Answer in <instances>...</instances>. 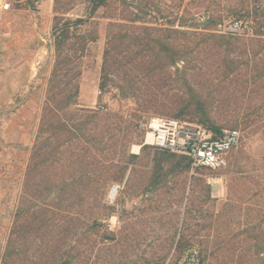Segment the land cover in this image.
Listing matches in <instances>:
<instances>
[{
    "label": "trees",
    "instance_id": "obj_1",
    "mask_svg": "<svg viewBox=\"0 0 264 264\" xmlns=\"http://www.w3.org/2000/svg\"><path fill=\"white\" fill-rule=\"evenodd\" d=\"M237 1L228 6L233 15L241 4ZM108 2L91 0L89 15ZM205 3L189 2L194 7ZM121 4L126 14L107 17L111 21L105 29L97 108L80 106L78 99L82 62L98 36L71 32L72 25L54 33L56 61L1 264H138L131 255L141 250L138 222L110 229L109 221L120 214L117 205L108 204L112 188L125 184L128 193L135 189L137 196L148 195L165 187L169 175L184 177L192 169L188 156L154 146L130 153L131 145L141 140L133 138L141 120L158 114L220 133L224 126L217 125L209 110H239L226 113L239 114L225 117L222 124L242 125L251 137L264 139V36L218 35L212 28L221 24L219 15L187 30L177 29L173 21L146 22L153 12L164 16L163 8L170 6L162 0ZM207 8L224 10L215 0ZM55 11L67 14L71 8L56 0ZM185 61L188 69L198 70L180 78L183 88L187 85V99L168 102L175 88L170 70ZM111 87L121 100L135 99L136 108L125 114L105 105L104 94ZM248 163L252 171L239 178L235 195L220 210L215 209L211 187L198 179L203 193L187 204V223L175 229L168 253L174 248L182 256L195 246L189 239L194 237L201 264H264V153L248 158Z\"/></svg>",
    "mask_w": 264,
    "mask_h": 264
},
{
    "label": "rangeland",
    "instance_id": "obj_2",
    "mask_svg": "<svg viewBox=\"0 0 264 264\" xmlns=\"http://www.w3.org/2000/svg\"><path fill=\"white\" fill-rule=\"evenodd\" d=\"M6 1L9 0H0V3L4 4ZM108 1L109 2L105 4L104 7H101L93 16H90L89 14L92 10L91 0H61V5H64L65 8H71V11L65 15L62 13L59 14V16H51L45 19L46 50L49 49L51 45L55 49L56 36H54V33L56 32V35H59L61 29L69 25H74L70 28L71 32H76L80 35L94 33L95 36H98L99 39L96 42H92L88 45L87 50L89 51H86V56L82 62V75L80 78L81 88L84 74L86 75L85 81L88 82L89 88L96 77L97 57L100 56V53L104 55L107 41L105 29L111 21L107 17L127 13L122 12L123 6L121 0ZM162 1L170 7L163 8L165 13L162 14L164 16L161 18L166 19V23H168V21L175 22L176 28L180 30H187V27L198 24L195 20L197 15L205 13L213 16L219 15V17H221L219 23H227L233 20L251 17L255 18L257 22H261L260 19L264 16V0H243L244 3L240 0L239 3L241 4L238 10H236L238 14L234 15L228 12V6L231 2H238L237 0H215L220 2L223 5L222 9H224L221 10L222 12L218 13L207 8L211 0H206L205 7L192 6L189 2L193 0ZM181 2H183L184 5L180 8L176 7ZM157 15L156 12H153L145 21L156 23V18L160 17ZM1 20V24L3 25L4 17ZM78 20H83L84 22L76 24ZM212 29L213 32L221 35V33L218 32V26ZM232 37L246 39V36ZM0 43L5 49L7 40L3 38L0 40ZM10 49H12V47H10ZM3 56L4 54L0 56L1 64H4L6 60ZM55 61L56 57L53 62L47 53L43 60L42 67L37 71V75L34 79H32V71L29 72L27 80H25V71H23L24 74L22 75L12 70L0 69V264L13 223L17 198L23 184L28 158L37 135L40 112L47 93V83L51 76ZM189 65L190 64L185 61L171 68L170 71L175 76V88L173 91L174 93L168 95V102L175 103V101L187 99V95L189 94L186 91L187 85L183 88V82L180 78L182 76L189 78L198 72V70L195 69H188L190 68L188 67ZM23 81H27L28 85L20 83ZM80 96L78 101L79 105L82 106L80 103ZM103 100L104 104L113 111L123 110L125 114L126 112L132 111L133 108H136V100L133 98L121 100L120 93L115 87H111L109 91L104 94ZM226 110L227 109L223 112L222 109L220 110L214 107V109L211 108L209 111L211 115L218 120L217 125L224 126V129H236L241 132V144L230 155L228 167L218 171H210L192 165L190 172L184 174L186 176L183 177L181 174H171L168 177V182H166L167 184L165 187L161 190H156L154 193H149L148 195L137 196L138 192L135 189L128 193L129 189L126 188L125 184L114 185V187L116 186L115 188H117V186L120 187L117 188V192L114 190L113 193H110L107 200L109 205H117L120 214L114 216L109 221L110 229L118 230L129 220L137 221L139 224L137 226V232L140 233L141 250H136V252L131 253L133 262L136 259L138 264H179L185 253L182 256H178L174 248L170 250L169 253L168 249L170 248V243L173 241L175 229L177 227L183 229V222L187 223V221H184L187 217V204L193 197L196 198L199 194L203 193L199 191L201 189V184L198 182V179H205L207 185L211 187L212 200H216L217 204L215 209L220 210L222 204L226 202L228 198L235 195V188H237L236 185L239 178L246 177V171H252V166L248 163V158H257L264 153V139H262L261 136L251 137L242 125L236 128L222 124L225 123V117L227 118L230 117V115L239 114L232 113L227 115L226 113L238 112L239 110ZM243 115L244 114H240L239 116ZM155 117L168 116L155 114L147 120H141L138 127L134 129L136 132L133 134L134 139L140 137L141 140L131 145L130 153L138 155L141 154L145 145L151 146L149 144L151 141L149 136V122ZM153 154L154 151H152L151 157ZM141 158L143 161L146 160L144 157ZM184 181L187 182L185 183ZM166 191L170 193L167 195L165 194ZM210 204H212V202H210ZM145 209L146 211L144 212L143 210ZM149 218H154L155 221L153 219L150 220V222H145ZM180 237L181 235H177L174 241L178 243ZM189 239L193 241V245L196 246V238L190 237ZM161 257L163 258L162 260Z\"/></svg>",
    "mask_w": 264,
    "mask_h": 264
},
{
    "label": "built area",
    "instance_id": "obj_3",
    "mask_svg": "<svg viewBox=\"0 0 264 264\" xmlns=\"http://www.w3.org/2000/svg\"><path fill=\"white\" fill-rule=\"evenodd\" d=\"M45 1L34 0L36 4H42ZM8 7L9 5L5 6V8ZM195 20L200 25H206L209 23L210 14L197 15ZM157 23L166 24V19L159 18ZM218 32L230 36H264V23L257 22L253 17L242 18L219 24ZM149 129L151 146L186 155L191 159L193 166L211 171L228 167L230 155L242 141L239 130L223 129L220 133H214L203 125L170 117L152 118ZM115 187L111 193L114 190L117 192L120 186ZM179 264H201L199 249L196 246L191 247L185 252Z\"/></svg>",
    "mask_w": 264,
    "mask_h": 264
},
{
    "label": "crops",
    "instance_id": "obj_4",
    "mask_svg": "<svg viewBox=\"0 0 264 264\" xmlns=\"http://www.w3.org/2000/svg\"><path fill=\"white\" fill-rule=\"evenodd\" d=\"M55 4L56 0H46L42 4H36L34 0H9L4 4L0 3V40L3 38L7 40L5 49L0 43V56L4 54L3 57L6 59L4 64L0 63V69L12 70L22 75L25 71L24 78L27 80L30 71L33 73L32 79L35 78L47 53L51 61L54 62L55 49L51 45L46 50L45 19L51 16H59L60 13L55 11ZM6 5H9V7L5 8ZM3 17L4 24L2 25L1 19ZM102 57L103 53H100V56L97 57L96 77L90 88L88 82L85 81L86 75L84 74L80 94L82 106L96 108L99 105ZM20 83L28 85L27 81Z\"/></svg>",
    "mask_w": 264,
    "mask_h": 264
},
{
    "label": "bare ground",
    "instance_id": "obj_5",
    "mask_svg": "<svg viewBox=\"0 0 264 264\" xmlns=\"http://www.w3.org/2000/svg\"><path fill=\"white\" fill-rule=\"evenodd\" d=\"M150 138H151V136H150ZM151 140V139H150ZM136 150H137V148H136Z\"/></svg>",
    "mask_w": 264,
    "mask_h": 264
}]
</instances>
